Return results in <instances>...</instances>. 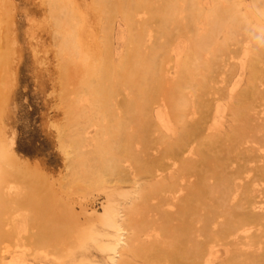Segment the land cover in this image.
<instances>
[{
	"label": "bare ground",
	"instance_id": "6f19581e",
	"mask_svg": "<svg viewBox=\"0 0 264 264\" xmlns=\"http://www.w3.org/2000/svg\"><path fill=\"white\" fill-rule=\"evenodd\" d=\"M42 1L63 169L14 146L0 0V264H264V0Z\"/></svg>",
	"mask_w": 264,
	"mask_h": 264
},
{
	"label": "rangeland",
	"instance_id": "374dc122",
	"mask_svg": "<svg viewBox=\"0 0 264 264\" xmlns=\"http://www.w3.org/2000/svg\"><path fill=\"white\" fill-rule=\"evenodd\" d=\"M5 1L4 7H8L9 25L4 33L9 38V51L15 64V68L10 73L11 76L8 78L11 87L7 102L11 113L6 121L14 131V146L17 147L16 151L21 160L30 164V168L41 165L40 167L45 168V172H49L48 175L56 173L57 176L59 172L57 168L63 169L61 161L63 156L56 144V129L54 126L51 128V123L55 125L59 122L61 115L55 105L58 100L52 96L53 92L56 95L58 87L48 7L42 0ZM9 3L10 5H8ZM40 81L42 84H39ZM50 91L52 94L48 93ZM53 97L54 99H52ZM52 101L56 103L53 104ZM48 116L50 117L48 118ZM51 116H56V118ZM46 118L47 120H45ZM53 119L55 120L53 121ZM55 175L53 174V177ZM84 189H87L86 195L80 191L78 194L86 196L87 207L95 206L98 209L100 201H102L101 196H103L101 191H94L89 187Z\"/></svg>",
	"mask_w": 264,
	"mask_h": 264
}]
</instances>
